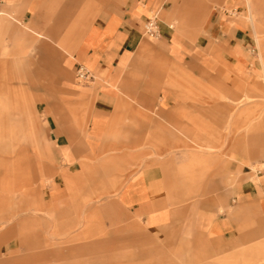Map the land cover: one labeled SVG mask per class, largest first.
I'll return each instance as SVG.
<instances>
[{"label": "crops", "instance_id": "crops-1", "mask_svg": "<svg viewBox=\"0 0 264 264\" xmlns=\"http://www.w3.org/2000/svg\"><path fill=\"white\" fill-rule=\"evenodd\" d=\"M214 1L222 10L239 9V0H122L107 12L104 7L96 16L78 19L72 18L77 0H2L6 17L0 18V52L13 57L16 49L32 47L45 61L50 49L58 73L61 64L67 73L80 65L92 75L77 89L89 100L84 145L72 140V129L53 127L56 169L78 171V157L84 154L88 170L89 160L105 153V179L117 178L107 184L118 187L119 207L148 231H187L230 253L253 248L264 235V172L255 182L248 179L237 149L254 130H264V107L244 109V135L233 137L228 151L210 153H229V161L214 155L206 166L205 152L189 149L180 150L190 154L187 161L175 157L181 139L206 147L207 122L215 127L223 121L220 108L217 118L207 114L206 105L222 106L202 96L207 89H220L223 82L232 89L246 80L248 91L255 75L264 81V59L255 55L250 29L235 17L239 12L209 13ZM247 7L254 23L249 0ZM152 18L157 36L150 38L145 26ZM187 26H195L196 33ZM46 40L59 47L51 49ZM40 67L45 73V63ZM191 79L197 82V98L189 97ZM233 116L231 127L237 122ZM129 154L144 163L134 172L122 163V155ZM207 169L213 170L208 177ZM191 170H197L196 177ZM57 196L54 192L55 202Z\"/></svg>", "mask_w": 264, "mask_h": 264}, {"label": "rangeland", "instance_id": "rangeland-1", "mask_svg": "<svg viewBox=\"0 0 264 264\" xmlns=\"http://www.w3.org/2000/svg\"><path fill=\"white\" fill-rule=\"evenodd\" d=\"M120 1L77 0L72 18L92 13L96 16L104 7L107 12ZM249 2L254 23L247 0H239L237 11L222 10L220 3L211 2L209 13L217 10L235 16L239 12L235 17L242 18L250 29L255 55L264 59V0ZM0 13V18L6 17L3 10ZM186 28L196 33L195 26ZM46 43L51 49L59 47L58 43ZM14 54L0 52V264H264V235L257 237L253 248L223 253L220 244L187 231L170 235L148 231L140 219L119 207L118 187L107 184L116 183L117 178L109 172L111 176L105 179V153L91 158L88 170L84 154L78 157V171L56 169L52 138L55 125L72 129L76 136L72 140L84 145L87 122L83 119L89 100L77 89L87 84L76 83L74 70L67 73L62 64L58 73V60L50 49L45 50V61L32 47H20ZM62 55L64 58L63 51ZM43 63L45 73L39 72ZM263 82L255 75L248 91L246 80L232 89L224 82L220 89L214 85L207 89L202 96L222 105H206L207 114L217 118L221 109L223 121L215 127L207 122L206 147L194 141L186 145L187 139H181L180 148H175L179 150L175 153L178 161L188 160L190 154L180 152L185 149L205 152L206 166L213 162L214 155L229 161V153H210L228 151L233 137L244 135L242 112L249 107L251 111L264 107ZM189 86V97L197 98L196 79H191ZM245 97L251 102L247 103ZM232 116L237 118L233 127L229 123ZM237 149L238 162H245L248 169L246 177L255 182L257 173L264 172V130H254L252 138L242 140ZM122 157H126L122 163L131 168L130 172L144 164L136 154ZM189 172L197 176V170ZM212 173L205 170L206 177Z\"/></svg>", "mask_w": 264, "mask_h": 264}, {"label": "built area", "instance_id": "built-area-1", "mask_svg": "<svg viewBox=\"0 0 264 264\" xmlns=\"http://www.w3.org/2000/svg\"><path fill=\"white\" fill-rule=\"evenodd\" d=\"M145 34L150 38L157 36V28H156V19L155 18H152L147 22V24L145 26ZM74 80L78 84H88L92 80V75L88 69H86L83 66L78 65L75 68Z\"/></svg>", "mask_w": 264, "mask_h": 264}]
</instances>
